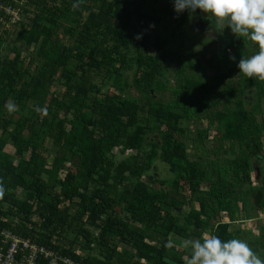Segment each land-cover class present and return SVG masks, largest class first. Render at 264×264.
<instances>
[{"label":"trees","instance_id":"1","mask_svg":"<svg viewBox=\"0 0 264 264\" xmlns=\"http://www.w3.org/2000/svg\"><path fill=\"white\" fill-rule=\"evenodd\" d=\"M24 13L0 31L1 228L18 219L20 235L85 264H186L185 239L242 234L221 213L264 212V80L237 67L255 42L221 24L226 40L198 57L194 14L172 0H28Z\"/></svg>","mask_w":264,"mask_h":264},{"label":"clouds","instance_id":"2","mask_svg":"<svg viewBox=\"0 0 264 264\" xmlns=\"http://www.w3.org/2000/svg\"><path fill=\"white\" fill-rule=\"evenodd\" d=\"M172 3L177 14L185 11L195 14L199 10L207 20L223 24V29L227 27L237 38L255 42L258 50L253 55L241 56L237 67L246 78L264 80V0H172ZM72 6L78 8L79 3ZM6 107L11 112L17 105L10 102ZM0 195H3L2 187ZM218 219L220 223L232 224L228 218L223 221L222 213ZM253 219L256 222L264 218L260 215ZM259 234H255L256 237ZM183 246L189 252L186 264H264V258L240 238L222 240L218 235L205 234L202 239H185Z\"/></svg>","mask_w":264,"mask_h":264},{"label":"built area","instance_id":"3","mask_svg":"<svg viewBox=\"0 0 264 264\" xmlns=\"http://www.w3.org/2000/svg\"><path fill=\"white\" fill-rule=\"evenodd\" d=\"M28 0H0V31H9L26 22L24 8ZM18 219L10 224L11 229L0 227V264H85V254L79 259L66 255L61 250L41 245L29 237L20 235ZM76 255L80 251H74Z\"/></svg>","mask_w":264,"mask_h":264},{"label":"rangeland","instance_id":"4","mask_svg":"<svg viewBox=\"0 0 264 264\" xmlns=\"http://www.w3.org/2000/svg\"><path fill=\"white\" fill-rule=\"evenodd\" d=\"M160 1H162V0H159V2ZM167 2V1H166ZM169 6H171V5H169ZM161 7H163V9H165L166 7H164V5L162 4V6ZM172 7V6H171ZM204 16V15H203ZM30 17L31 16H28L27 17V19H26V22H27V24H28V22L30 23ZM193 18H194V15H192V16H189V20H191L192 19V21H191V25H192V22H193ZM148 26L151 28V26L148 24ZM149 28V29H150ZM190 28H191V26H190ZM18 28L17 27H13V28H11L9 31L10 32H16V30H17ZM155 31V29H154V27L153 28H151V31ZM226 35H227V33H226ZM226 35H220L219 36V38H217L216 40H213V41H208V42H205L204 44H201L200 43V41L198 40V38H196V37H194L195 36V33H193V35H192V33L190 34V37H191V39L188 41V45H191V47L193 48L194 47V49L199 53V55H198V57H201V53L202 52H205V57L206 58H209L210 57V55L212 54V52H215V51H217L218 50V47H219V45L221 44V43H223L226 39H225V36ZM233 37H234V39H236L237 37L235 36V35H233ZM10 38H11V36H10ZM206 39V38H205ZM246 41H247V44H248V47L249 48H251V41L249 40V39H247V38H244ZM187 46V44L186 45H184V48ZM236 79V78H235ZM56 88V87H55ZM54 88V89H55ZM54 89L52 88V90L54 91ZM104 90H103V92L104 91H106V89H107V87L106 88H103ZM57 91V90H56ZM60 90H58V92H59ZM111 91V90H110ZM109 91V93H111ZM168 95H166V98H170V96H169V93H167ZM260 118V117H259ZM206 121H203L202 123H201V125H202V128H206ZM191 133H194V130H195V128L192 126L191 128ZM214 136V132L213 131H211L210 133H209V138H208V141H207V143H204L203 144V146L205 147V146H208V145H210L211 143H212V137ZM264 137V136H263ZM262 143L264 144V138L262 139ZM47 146H48V150H50V145L47 143ZM4 150L6 151V152H8L9 154H13V149L8 145V146H6L5 148H4ZM131 152H127V153H125V155H129ZM189 153L190 154H192L193 153V151L192 150H190L189 151ZM44 154H47V153H44ZM263 154H264V149H263ZM50 160H51V156H48V162H50ZM69 166V164H66V168ZM260 166L263 168V170H264V157L262 158V160L260 161ZM255 173H256V171H254L253 173H252V180H256V175H255ZM156 174H157V179L158 180H165V179H168L170 176H169V174H168V172H167V168H165L164 166H160V165H158V167H157V169H156ZM62 175H63V173L60 175V177H62ZM145 180V179H144ZM255 183V182H254ZM255 185L258 187V185H257V183H255ZM157 187H158V184L156 185ZM21 194V191L20 190H18V191H16V195H20ZM239 208H240V205H239ZM182 210H184V212H187L188 211V208L187 207H184ZM242 214V213H241ZM260 213L259 212H256V213H254V214H252V217H256V216H258ZM222 215H226V213H222ZM243 215V214H242ZM261 215H262V218H264V212H262L261 213ZM260 223H263V225H264V219H262L261 221H256V222H253L252 224L253 225H251V227L250 226H248V224L247 223H243L242 224V226H240L241 224H237V225H230V228H231V232L232 233H235V231L236 230H238V229H240L241 231H242V234L241 235H239V238L240 239H243V240H246L248 243H249V245L260 255V253L262 252V251H264V237L262 236H260V238H254V239H250V240H248L247 239V236H250L249 234H246V232L245 231H250V233L251 234H253V235H255V234H258L260 231H259V227H260ZM245 233H244V232ZM209 233H211V231H209V232H207L206 234H209ZM204 236V235H203ZM235 236V235H234ZM258 236V235H257ZM75 238V234L71 237V238H69V240L71 241V240H73ZM68 244V241H66V245ZM177 246H179V247H181V248H179V247H177V248H179L180 250H183V249H185V247L184 246H181V245H177Z\"/></svg>","mask_w":264,"mask_h":264},{"label":"flooded vegetation","instance_id":"5","mask_svg":"<svg viewBox=\"0 0 264 264\" xmlns=\"http://www.w3.org/2000/svg\"><path fill=\"white\" fill-rule=\"evenodd\" d=\"M193 25H191L190 30L198 33L199 37H201L203 39V41L208 42V40L213 41L216 40L217 38H219L220 35H225L226 33L224 32V30L222 29L221 24L216 23L214 21H209L207 20L203 14L200 13L199 10L196 11V13L194 14V21L192 22ZM196 24H199L200 28H202V30H204V34L205 35H201L200 31L196 28ZM206 38V39H205ZM218 40V39H217ZM256 171V170H255ZM253 173V172H252ZM251 173V174H252ZM257 181V180H256ZM252 186L255 187V183L254 181H251ZM253 204H254V198H253ZM255 207V206H254ZM254 221L253 218H248L246 217L245 220H243V223L247 222H252ZM237 222V221H235ZM237 224V223H236Z\"/></svg>","mask_w":264,"mask_h":264},{"label":"crops","instance_id":"6","mask_svg":"<svg viewBox=\"0 0 264 264\" xmlns=\"http://www.w3.org/2000/svg\"><path fill=\"white\" fill-rule=\"evenodd\" d=\"M260 215H261V214H259L258 216H260ZM227 218H228L227 215H222V219H223V221H225V220L228 221ZM245 218H246V217H244V215H239V219H238V221H237V222H234V223H232V224H230V225L241 224L240 226H242V224H243V220H245ZM253 222H255V220L252 221V222H249V223H247V222H245V223H247L248 226L251 227V225H253V224H252ZM236 223H237V224H236ZM260 226H261V227H264L263 223H260ZM229 230L231 231V228H230V227H229ZM263 232H264V231H263ZM251 235H253V234H251ZM253 237H256V235H253ZM257 238H258V237H257Z\"/></svg>","mask_w":264,"mask_h":264},{"label":"water","instance_id":"7","mask_svg":"<svg viewBox=\"0 0 264 264\" xmlns=\"http://www.w3.org/2000/svg\"><path fill=\"white\" fill-rule=\"evenodd\" d=\"M195 26H196V28L200 31V34H201V35H205V34H204L205 31L202 30V28H200L199 24H196ZM260 201H261V193L258 192V193L255 195V197H254V206L257 207V206L259 205Z\"/></svg>","mask_w":264,"mask_h":264}]
</instances>
